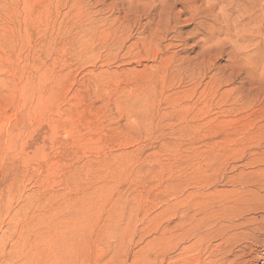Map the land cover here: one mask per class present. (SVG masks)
<instances>
[{"label":"rangeland","instance_id":"374dc122","mask_svg":"<svg viewBox=\"0 0 264 264\" xmlns=\"http://www.w3.org/2000/svg\"><path fill=\"white\" fill-rule=\"evenodd\" d=\"M154 1L0 0V264H169L170 193L183 187L212 223L240 199L263 204L247 226H264L250 184L264 167L247 166L264 158V0L175 4L174 30L150 48ZM208 23L232 45L202 52Z\"/></svg>","mask_w":264,"mask_h":264},{"label":"bare ground","instance_id":"6f19581e","mask_svg":"<svg viewBox=\"0 0 264 264\" xmlns=\"http://www.w3.org/2000/svg\"><path fill=\"white\" fill-rule=\"evenodd\" d=\"M128 1V0H127ZM141 1V0H140ZM149 1V0H148ZM152 1V6H153V1L154 0H151ZM156 1V0H155ZM154 1V2H155ZM160 1V0H159ZM164 1V0H163ZM162 1V2H163ZM203 1V0H202ZM202 1H201V3H202ZM208 1V2H207ZM206 2L207 3H209V0H207ZM212 1V0H211ZM211 1H210V3H211ZM218 1V0H217ZM122 2V1H121ZM134 2V1H133ZM157 2H158V0H157ZM196 2V0H184V2L183 1H181V2H179V0H165V2H164V4L162 5V7L161 8H163L162 9V12H160V21H159V23H157L156 22V20H155V22L157 23L156 25H157V27L155 28V29H152L149 33H151V39L149 40V41H147V40H145L146 41V43H147V46L148 45H150V48H151V45H152V47H153V45H154V47L156 46V47H161L162 46V41L164 42V40L163 39H165V38H167V35L169 34V29L171 28L172 30H174L173 28H172V26L168 29V25L170 24V22H171V17H172V15H173V13H174V6H175V4H178V3H180V4H182V6L184 7V12L186 13V11H189L188 9H189V7H191V6H195L194 5V3ZM224 2V1H223ZM139 3V2H138ZM142 3V2H141ZM144 3V2H143ZM159 3V2H158ZM124 4V3H123ZM123 4H122V6H123ZM127 4V3H126ZM126 4H124V5H126ZM155 4H156V2H155ZM202 4H204V3H202ZM201 4V5H202ZM213 4H215L214 3V1H213ZM133 5V4H132ZM134 5H135V3H134ZM137 5V4H136ZM143 5V4H142ZM146 6H148V7H150V2L148 3H146L145 4ZM197 6L199 5L198 3L196 4ZM205 5V4H204ZM209 6H210V4H208ZM216 5V4H215ZM144 6V5H143ZM151 6V7H152ZM156 6H158V5H156ZM179 6V5H178ZM211 6H212V4H211ZM124 7V6H123ZM122 7V8H123ZM130 7V6H129ZM139 7V5L137 6V8ZM145 7V6H144ZM150 7V8H151ZM158 7H160V6H158ZM177 7V6H176ZM201 7V6H200ZM203 7V6H202ZM215 7V6H214ZM125 8H126V6H125ZM131 8V7H130ZM133 8V10H134V8L135 7H132ZM131 8V9H132ZM141 8V7H140ZM146 8V7H145ZM149 8V9H150ZM160 8V9H161ZM206 8V7H205ZM210 7H208V9H209ZM131 9H127L128 11L130 10L131 11ZM136 9V8H135ZM142 9V8H141ZM144 9V8H143ZM147 9V8H146ZM145 9V10H146ZM156 9V8H155ZM154 9V10H155ZM202 9V11H203V9L204 8H201ZM127 10H125V11H127ZM133 10H132V12H133ZM194 10H196V13L194 12ZM123 11H124V9H123ZM130 11L128 12V13H130ZM141 11V10H140ZM148 11H150V10H148ZM158 11H160V10H158ZM157 11V12H158ZM210 11H212V10H210ZM137 12V11H136ZM139 12V11H138ZM143 12V11H142ZM151 12H152V10H151ZM156 12V13H157ZM179 13H180V11H178ZM182 12V11H181ZM127 13V12H126ZM133 13H135V11L133 12ZM141 13V12H140ZM150 13V12H149ZM188 13H190V15H191V20H189L190 18H188V20L189 21H193L194 19H195V17L196 16H198V15H200V10H199V7H197L196 9H194V7H193V12H188ZM192 13V14H191ZM203 14H204V11L202 12ZM206 13V12H205ZM209 13V12H208ZM124 14H125V12H124ZM147 14V13H146ZM145 14V15H146ZM175 14V13H174ZM180 14H182V13H180ZM202 14V15H203ZM212 14V13H211ZM140 16H142L141 14H139ZM144 15V14H143ZM149 15V14H148ZM147 15V16H148ZM156 16H157V14H155ZM158 15H159V13H158ZM176 15H178L177 13H176ZM209 15V14H208ZM207 15V16H208ZM122 16V15H121ZM134 16H135V14H134ZM147 16H145V18L147 17ZM150 16V15H149ZM185 16V15H184ZM187 16V15H186ZM207 16H205V17H207ZM136 17H138V16H136ZM151 17L154 19V17H153V14L151 13ZM174 17H175V15L173 16V18L172 19H174ZM181 17V16H180ZM180 17L178 16H176V18L175 19H180ZM218 17V16H217ZM124 18V17H123ZM130 18V17H129ZM148 18H150V17H148ZM156 18H158V17H156ZM197 18V17H196ZM140 19V18H139ZM152 19V20H153ZM159 19V18H158ZM184 19V18H183ZM193 19V20H192ZM204 19H206V18H204ZM119 20V19H118ZM126 20V19H125ZM133 20V19H132ZM150 20H151V18H150ZM198 20V19H197ZM210 20V19H209ZM175 21V20H174ZM180 20H178L177 22H179ZM205 21V20H204ZM207 21V20H206ZM212 21V20H211ZM123 22V21H122ZM151 22V21H150ZM152 23V22H151ZM160 23H161V25H160ZM174 23H176V22H174ZM212 23V22H211ZM211 23L209 24L208 23V27L206 28L207 30H209L210 32H207L206 33V35H205V37L202 35V33H201V37H203V46H204V48L202 49V52H203V50H205V52H207V51H211V49L213 48V47H215L216 48V46H219V45H226V44H230V41H229V39H223V40H221V38L219 39V38H217V35H216V31H217V27L215 28V26L214 25H211ZM226 23H229V22H226ZM173 24V23H172ZM171 24V25H172ZM180 24V23H179ZM179 24L177 23V26H179ZM201 24V23H200ZM199 24V25H200ZM205 24V23H204ZM204 24H203V26H204ZM207 24V23H206ZM229 24H231V23H229ZM228 24V25H229ZM227 25V24H226ZM148 26H149V24H148ZM154 26V25H153ZM174 26V25H173ZM201 27H202V25H200ZM207 26V25H206ZM214 26V27H213ZM124 27V26H123ZM200 27V28H201ZM232 27V26H231ZM230 27V28H231ZM145 29H146V27H144ZM175 28V27H174ZM202 28H204V27H202ZM227 28V27H226ZM150 29V28H149ZM179 28L177 27V30H178ZM205 29V28H204ZM219 29V28H218ZM181 30V29H180ZM227 30H229V29H227ZM147 31V30H146ZM219 31V30H218ZM223 31V30H222ZM221 31V32H222ZM233 31V30H232ZM172 32V31H171ZM179 32V31H178ZM147 33V32H146ZM175 33H176V30H175ZM182 33V32H181ZM181 33L179 32V34L181 35ZM227 33V32H226ZM237 33V32H236ZM144 34V33H143ZM183 34V33H182ZM230 34V33H229ZM232 34V33H231ZM230 34V35H231ZM169 35H171V33L169 34ZM175 35V34H174ZM220 35V33H218V36ZM226 35V34H225ZM225 35H224V37H225ZM230 35H228V37H230ZM234 35V34H233ZM147 36V35H146ZM149 36V35H148ZM147 36V38H150V37H148ZM177 36V35H176ZM196 36V35H195ZM194 36V37H195ZM145 37V36H144ZM178 37H180V36H178ZM197 37V36H196ZM237 37H239V36H237ZM241 37V36H240ZM169 38V37H168ZM181 38H182V36H181ZM226 38V37H225ZM234 38V37H233ZM232 38V35H231V39H233ZM230 39V40H231ZM241 39V38H240ZM239 39V40H240ZM202 40V39H201ZM217 40V41H216ZM235 40V39H234ZM233 40V41H234ZM187 41V40H186ZM232 41V42H233ZM185 42V41H184ZM235 42V46H236V48L238 47V44H240V43H238L237 42V40H235L234 41ZM233 42V43H234ZM236 42L238 43V44H236ZM162 43V44H161ZM186 43V42H185ZM144 44V43H143ZM199 44V43H198ZM244 44V43H243ZM120 45H122V44H120ZM146 45V44H145ZM166 45V44H165ZM165 45H163V46H165ZM201 45V47H202V43L200 44ZM232 45V44H231ZM231 45H229V46H231ZM233 45V46H234ZM170 47H172V45L170 44L169 45ZM168 46V47H169ZM227 46V45H226ZM240 46V45H239ZM146 47V46H145ZM221 47V46H220ZM220 47H218L217 49H218V51L221 49ZM241 47H243V46H241ZM246 47V46H245ZM260 47V46H259ZM167 48V47H166ZM214 48V49H215ZM223 48V47H222ZM231 48V47H230ZM235 48V50L237 51V49H238V51L240 50L239 49V47L236 49ZM244 48V47H243ZM242 48V49H243ZM225 49V48H224ZM224 49H222V51L224 50ZM232 49V48H231ZM234 49V48H233ZM157 50V51H156ZM155 51H154V53L155 54H152V55H154V57L156 58V59H160V56H161V54H164L165 55V50L163 49V48H160L159 49V53H157L158 52V49H156ZM169 50V49H168ZM168 50H166V51H168ZM216 50V49H215ZM237 51V52H238ZM260 51V50H259ZM258 51V52H259ZM145 52H148V50H145ZM233 52H235V51H233ZM232 52V53H233ZM236 52V53H237ZM240 52H241V50H240ZM245 52V51H244ZM209 53V52H208ZM213 53V52H212ZM231 53V52H230ZM242 53V52H241ZM240 53V54H241ZM262 53V52H261ZM260 53V54H261ZM147 54V53H146ZM149 55L151 54V53H148ZM204 54V53H203ZM234 54V53H233ZM240 54H239V56H240ZM244 54V53H243ZM256 54V53H255ZM202 55V54H201ZM206 55V54H205ZM210 55V54H209ZM257 55V54H256ZM255 55V56H256ZM262 55H264V54H262ZM230 56H232V54L230 55ZM237 55L235 54V56H234V58L236 57ZM238 56V57H239ZM244 56V55H243ZM168 57H170V59H171V56H168ZM199 57V56H198ZM197 57V58H198ZM242 57V56H241ZM246 57V56H245ZM248 57V59H250L249 57L250 56H247ZM247 57L243 60V61H245L246 59H247ZM260 57V56H259ZM174 58V57H173ZM172 58V59H173ZM210 58V57H209ZM233 58V57H232ZM231 58V59H232ZM240 58V57H239ZM252 58V57H251ZM253 58H255V57H253ZM256 58H257V56H256ZM255 58V59H256ZM264 58V57H263ZM164 59H165V56H164ZM167 59V58H166ZM201 59V58H200ZM254 59V60H255ZM155 60V59H154ZM162 60H163V57H162ZM168 60V59H167ZM203 59H201V61H202ZM234 60V59H233ZM253 59H251V62H253L252 61ZM262 60V59H261ZM168 61H170L171 63H172V61L171 60H168ZM232 61V60H231ZM235 61V60H234ZM256 61V60H255ZM254 61V62H255ZM169 62V63H170ZM185 62V61H184ZM190 62H192V61H190ZM238 62H240L239 60H238ZM246 63L248 62V64L250 63V66L252 65L251 64V62H249L248 60L247 61H245ZM261 62V61H260ZM259 62V63H260ZM263 62H264V60H263ZM263 62H261L262 64H263ZM183 63V62H182ZM181 63V64H182ZM186 63H188V61L186 62ZM194 63V62H193ZM198 63V62H197ZM203 63H204V61H203ZM203 63H201V64H203ZM241 63V62H240ZM256 63V62H255ZM255 63H253L254 65V67L256 68V66H255ZM258 63V64H259ZM237 64V63H236ZM235 64V65H236ZM243 64H244V62H243ZM242 64V66H244ZM184 65V64H183ZM187 65H191V64H187ZM186 65V66H187ZM194 65V64H193ZM192 65V66H193ZM196 66H197V64H195ZM203 65H205V64H203ZM240 65V64H239ZM171 66H173V64H171L170 65V67ZM178 66V65H177ZM185 66V65H184ZM185 66V67H186ZM200 66H202V65H200ZM212 66V65H211ZM242 66H240V67H242ZM246 66V65H245ZM244 66V67H245ZM252 66V67H253ZM259 66L261 67V64H259ZM179 67V66H178ZM178 67H177V69H178ZM183 66H181V68H182ZM185 67H183V68H185ZM194 67V66H193ZM231 67V66H230ZM247 67H248V65H247ZM251 67V68H252ZM263 67V66H262ZM261 67V68H262ZM196 68H198V67H196ZM195 68V69H196ZM200 68H202V67H200ZM239 68V67H238ZM238 68H234V69H238ZM250 68V69H251ZM258 68V67H257ZM166 68H164V70H165ZM168 69V68H167ZM166 69V70H167ZM171 69V68H170ZM173 69H176V67L174 68V66H173ZM179 69H180V67H179ZM190 69V68H189ZM192 69V68H191ZM190 69V70H191ZM205 69V68H204ZM207 69H208V67H207ZM206 69V70H207ZM247 69V68H246ZM249 69V68H248ZM252 69H254V68H252ZM163 70V69H162ZM161 70V68H160V70L159 71H162ZM163 70V71H164ZM165 70V71H166ZM169 70V69H168ZM181 70V69H180ZM183 70V69H182ZM186 70H188V68L186 69ZM199 70V69H198ZM239 70H241V68L239 69ZM258 70V69H257ZM171 71V70H170ZM184 71V70H183ZM193 71V70H192ZM204 71V70H203ZM212 71V70H211ZM233 71V70H232ZM249 71V70H248ZM261 71H263V70H261ZM155 72H157V71H155ZM167 72V71H166ZM166 72H164V74H166ZM169 72V71H168ZM185 72V71H184ZM194 72V71H193ZM192 72V73H193ZM239 72H241V71H239ZM242 72H244V71H242ZM246 72V71H245ZM163 73V72H162ZM162 73H160V74H162ZM183 73V72H182ZM185 73H187V72H185ZM184 73V74H185ZM189 73V75L191 74V72H188ZM195 73V72H194ZM201 73V72H200ZM205 73V72H204ZM209 73V72H208ZM263 73V72H262ZM157 74V73H156ZM170 74H171V72H170ZM244 74H247V73H244ZM264 74V73H263ZM262 74V77H261V82L263 83V79H264V75ZM166 75H169V73L168 74H166ZM178 76H179V74H177ZM187 75V74H186ZM192 75V74H191ZM204 75H206L207 76V74L205 73ZM216 76H217V74H215ZM230 75V74H229ZM236 75V74H235ZM158 76V75H157ZM182 76H183V74H182ZM188 76V75H187ZM205 76V77H206ZM215 76V77H216ZM231 76V75H230ZM171 77V79H172V77L173 76H170ZM174 77H176V75L174 76ZM173 77V78H174ZM189 77V76H188ZM190 77H194V78H196V74H193L192 76H190ZM201 77V76H200ZM212 77H214V76H212ZM218 77V79H220L219 78V76H217ZM178 77H176L175 79H177ZM202 78H204V77H202ZM223 78V77H222ZM227 78V77H226ZM189 79V78H188ZM191 79V78H190ZM198 79V78H197ZM224 79V78H223ZM229 79H231V77L230 78H228V80ZM214 80V79H213ZM191 81V80H190ZM199 81V80H198ZM202 81V80H201ZM212 81V80H211ZM210 81V82H211ZM218 81V80H217ZM230 81V80H229ZM192 82V81H191ZM225 82H226V80H225ZM228 82V81H227ZM226 82V83H227ZM259 82V81H258ZM260 82V83H261ZM195 84V83H194ZM211 84H213V82L211 83ZM259 84V83H258ZM197 85V84H196ZM262 85V84H261ZM219 87V86H218ZM217 86H216V88H218ZM219 89V88H218ZM217 90V89H216ZM263 90V89H262ZM219 91H220V89H219ZM228 92V94L230 93L229 91H227ZM257 92V91H256ZM260 93H262V91H260ZM257 94H259L258 92H257ZM257 94H256V96H257ZM264 94V93H263ZM248 95V94H247ZM253 95V94H252ZM252 95H250L251 97H252ZM249 96V95H248ZM254 96V95H253ZM255 96V97H256ZM259 96H260V94H259ZM258 96V97H259ZM264 96V95H263ZM262 96V98H264ZM254 97V98H255ZM249 98V97H248ZM260 98H261V96H260ZM258 100V99H257ZM261 100V99H260ZM246 101V100H245ZM249 101H250V99H249ZM253 101V100H252ZM251 101V102H252ZM256 101V100H255ZM264 101V100H263ZM247 102V101H246ZM250 102V103H251ZM249 102H247V106H250L251 104H250ZM259 103H261V102H259ZM246 104V103H245ZM253 105H255V104H253ZM242 106H244V105H242ZM248 109V108H247ZM264 109V108H263ZM251 157H254V156H251ZM263 157V156H262ZM261 157V158H262ZM258 158V157H257ZM259 159V158H258ZM263 160H247L248 162H247V166H249V165H252V164H259V165H261L262 167H264V158H262ZM246 167V166H245ZM258 168H260V167H258ZM260 171H262V172H264V168H262ZM264 177H262V179H263ZM250 179V178H249ZM249 179H247V180H249ZM262 179H257L256 181H254L253 183H250L249 181V183L250 184H252V185H254L256 188H257V190L260 188V190H259V192H262V194H260L259 192V194L261 195V196H258V195H256V197L258 198V199H262V201H263V203H264V191H261V188H262V190H264V180H262ZM243 181V180H242ZM243 182H245V181H243ZM241 183V182H240ZM242 184V183H241ZM240 184V185H241ZM245 184V183H244ZM243 185V184H242ZM245 185H247V183L245 184ZM245 185H243V187L245 186ZM253 187V186H252ZM255 188V189H256ZM243 189V188H242ZM246 189H247V187H246ZM245 189V190H246ZM254 190V189H253ZM242 191V190H241ZM248 191V190H247ZM250 191H252V190H250ZM250 191H248V192H250ZM240 192V191H239ZM244 192V191H243ZM242 192V193H243ZM247 192V193H248ZM255 192V191H254ZM251 193V192H250ZM250 193H248V195L250 194ZM245 194V193H244ZM254 194V193H253ZM252 194V195H253ZM255 194H257V192L255 193ZM251 196V195H250ZM248 197V196H247ZM255 196L253 195V198H254ZM260 197V198H259ZM257 198L255 199L256 201H257ZM193 199H194V192H192V191H185V187H183L181 190H178V191H175V190H172L171 191V193H170V201H169V210H170V217H171V223H170V226H169V233H170V240H171V243L172 244H174L175 243V245L172 247V250H171V252H173V250H179L180 251V253H179V255H178V257H177V259H174V257L173 258H171L170 259V263L169 264H252V262H253V259L255 258V256H259L258 254H259V251H257V249L259 250V248H264V226H259V223H258V226H256L255 224V226L253 225V227H248L247 226V224L250 222V221H248L247 220V214L249 213V212H251L253 209V211H257V209H259V207L261 206V204L259 203V204H254L253 202V205L255 206L254 208L253 207H249V209L247 210V208L245 209L244 207H242V205H243V202L240 200V199H238V200H236V201H234V203H232V202H230V203H232L230 206H229V203L228 204H226V202H222L221 201V203H220V205H219V209H218V211H217V219L215 220V222L214 223H212V215L210 214V211L209 210H206V209H204V210H202L201 209V207H195V205H194V203H193ZM251 199V198H250ZM246 200V199H245ZM252 201H254V199H251ZM250 200V201H251ZM259 201V200H258ZM261 200H260V202H262ZM255 202V201H254ZM247 203V202H246ZM253 205H251V206H253ZM263 205V204H262ZM246 206V205H245ZM253 208V209H252ZM250 209H252V210H250ZM262 209H264V206L261 208V210ZM206 210V211H205ZM235 210V211H234ZM234 211V212H233ZM258 212V211H257ZM249 218V217H248ZM252 219H254V218H252ZM261 219V218H260ZM263 219H264V217H263ZM241 220H243V222H239V221H241ZM256 220V219H255ZM259 220V219H258ZM258 220H256L257 222H258ZM247 221H248V223H247ZM252 221V220H251ZM254 221V220H253ZM260 221H264V220H260ZM176 223V225H174ZM255 223V222H254ZM250 224H252V222L250 223ZM248 227V228H247ZM176 231H178V233H176ZM217 241V244H214L213 242H216ZM257 248V249H256ZM261 259V258H260ZM263 260H264V258H262ZM263 263H264V261H263Z\"/></svg>","mask_w":264,"mask_h":264}]
</instances>
